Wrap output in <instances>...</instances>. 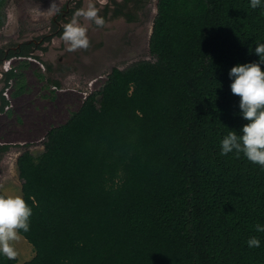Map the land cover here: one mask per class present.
Wrapping results in <instances>:
<instances>
[{
  "label": "trees",
  "instance_id": "16d2710c",
  "mask_svg": "<svg viewBox=\"0 0 264 264\" xmlns=\"http://www.w3.org/2000/svg\"><path fill=\"white\" fill-rule=\"evenodd\" d=\"M146 2L111 0L105 12L133 22ZM81 3L63 9L54 35ZM155 6L153 59L112 67L47 130L40 152L18 154L22 197L32 209L30 230L20 234L35 253L22 263L0 254V264H264V232L256 231L264 226V167L242 152L221 154L222 139L242 135L249 123L229 72L260 61L254 49L264 43V0L255 9L250 0ZM32 49L28 42L0 48V60ZM3 76L16 79L13 96L25 89L20 71ZM6 104L1 95L0 110ZM252 236L260 247H248Z\"/></svg>",
  "mask_w": 264,
  "mask_h": 264
},
{
  "label": "rangeland",
  "instance_id": "374dc122",
  "mask_svg": "<svg viewBox=\"0 0 264 264\" xmlns=\"http://www.w3.org/2000/svg\"><path fill=\"white\" fill-rule=\"evenodd\" d=\"M73 1L55 0L56 8L62 10L64 4L71 7ZM146 1L144 9L137 12V20L128 22L122 16L113 18L111 10L105 12L106 5L113 8L111 0H91L105 25L98 27L81 18L80 22L88 25L90 47L68 52L62 35H54L58 23L62 22L60 19L52 21L58 12L49 11L54 0H6L5 19L0 25V48L29 39L41 43L39 40L44 35L48 39L45 49H34L28 54L36 61L25 57L12 60L16 72L20 71L25 77V89L20 94L12 95L15 78L10 79L8 87L0 85V91L7 89L8 94L5 96L8 104L0 111V143L9 146L8 152L0 158V192L22 196L16 166L18 154L26 147L34 154L40 152L47 130L64 122L88 93L101 86L112 67L123 68L140 59H153L148 40L156 0ZM88 3L89 0H82L80 9L86 8ZM23 63L24 67L17 66ZM13 246L19 263L35 253L33 245L22 234Z\"/></svg>",
  "mask_w": 264,
  "mask_h": 264
},
{
  "label": "clouds",
  "instance_id": "9594fccd",
  "mask_svg": "<svg viewBox=\"0 0 264 264\" xmlns=\"http://www.w3.org/2000/svg\"><path fill=\"white\" fill-rule=\"evenodd\" d=\"M260 5L261 0H250L253 9ZM53 9L58 11L55 0L49 11ZM98 13V8L89 0L87 7L78 9L71 21L64 25L61 39L68 52L90 47L88 25L80 21L83 18L84 21L104 27L105 20ZM254 51L260 57L259 62L238 64L229 72V76L234 78L231 91L240 97L239 107L243 119L249 123L243 126L242 135L231 131L222 139L221 154L235 151L239 155L242 152L249 161L264 167V69L260 66L264 63V43L256 44ZM31 215L32 209L21 195H0V254L15 259L17 253L13 244L19 239L21 231L30 230ZM256 231L264 232V226L257 224ZM247 244L250 248H258L260 240L252 236Z\"/></svg>",
  "mask_w": 264,
  "mask_h": 264
},
{
  "label": "flooded vegetation",
  "instance_id": "af4514ba",
  "mask_svg": "<svg viewBox=\"0 0 264 264\" xmlns=\"http://www.w3.org/2000/svg\"><path fill=\"white\" fill-rule=\"evenodd\" d=\"M67 8H63V9H65V12H67L68 10H69V4H64ZM63 9L62 10H59L58 12H57V16H58V14L60 13V11H61V14L63 15V14H65L64 13V11H63ZM62 15L61 16H59V18L57 17V16H55V17H53L52 18V21H55L56 22V20H58V19H60V20H62V22H63V17H62ZM61 22V23H62ZM59 24L58 23V28H60L61 26H62V24ZM47 38H48V36L47 35H44V36H42V39H40L39 41H41V43H38L37 42V40H33V39H29V40H25V41H23V42H28L29 43V45H31V48H33L32 49V51H30V53L31 52H33V50L34 49H43V47H45L44 45V43L47 41ZM20 43H22V42H20ZM20 43H18V44H16V45H14V46H10V47H7V48H3L4 49V51H5V53H7L8 51H9V49H14V48H16V47H19L20 46ZM32 45H33V47H32ZM22 58V57H25V58H28L29 60H35L36 61V59L34 58V59H32V56H30V55H17V54H11V55H9V56H3V57H1V60H0V85L2 86H6V87H8L7 86V83L10 81V79L7 81V83H5L4 82V76H3V72H8V71H10L11 69H13L14 71H16L17 70V68H13V65L11 64L13 61V59L14 58ZM7 61V66L8 67H5V62ZM19 65V64H18ZM17 65V66H18ZM42 65V64H41ZM5 68H7V69H5ZM0 86V87H1ZM2 91V90H1ZM0 91V93H2V95H4V98H5V96H7L8 94H7V89L6 90H4L3 92H1ZM6 99V98H5ZM0 105H1V95H0ZM7 105V104H6ZM5 105V106H6ZM0 111H2V110H0ZM0 145H7V144H4V143H0ZM8 145H7V148L4 150V151H1L2 153H1V155H0V158H1V156H2V154L4 153V152H6L7 150H8ZM8 152V151H7ZM5 159V158H4Z\"/></svg>",
  "mask_w": 264,
  "mask_h": 264
},
{
  "label": "built area",
  "instance_id": "2783aa9c",
  "mask_svg": "<svg viewBox=\"0 0 264 264\" xmlns=\"http://www.w3.org/2000/svg\"><path fill=\"white\" fill-rule=\"evenodd\" d=\"M6 64H7V61L5 62V67H8ZM5 69H7V68H5Z\"/></svg>",
  "mask_w": 264,
  "mask_h": 264
},
{
  "label": "water",
  "instance_id": "95a60500",
  "mask_svg": "<svg viewBox=\"0 0 264 264\" xmlns=\"http://www.w3.org/2000/svg\"><path fill=\"white\" fill-rule=\"evenodd\" d=\"M154 11H155V9H154Z\"/></svg>",
  "mask_w": 264,
  "mask_h": 264
}]
</instances>
